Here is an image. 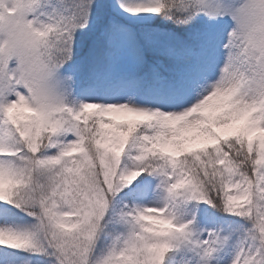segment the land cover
<instances>
[{
    "label": "snow or ice",
    "instance_id": "6c2138e0",
    "mask_svg": "<svg viewBox=\"0 0 264 264\" xmlns=\"http://www.w3.org/2000/svg\"><path fill=\"white\" fill-rule=\"evenodd\" d=\"M0 264H264V0H0Z\"/></svg>",
    "mask_w": 264,
    "mask_h": 264
}]
</instances>
